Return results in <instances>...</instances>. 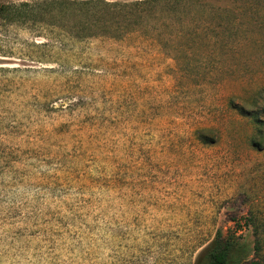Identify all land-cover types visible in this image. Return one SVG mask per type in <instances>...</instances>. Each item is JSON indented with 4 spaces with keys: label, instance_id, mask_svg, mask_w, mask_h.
<instances>
[{
    "label": "rangeland",
    "instance_id": "374dc122",
    "mask_svg": "<svg viewBox=\"0 0 264 264\" xmlns=\"http://www.w3.org/2000/svg\"><path fill=\"white\" fill-rule=\"evenodd\" d=\"M156 12L122 40L0 19V264H197L220 231L264 264V0Z\"/></svg>",
    "mask_w": 264,
    "mask_h": 264
},
{
    "label": "trees",
    "instance_id": "16d2710c",
    "mask_svg": "<svg viewBox=\"0 0 264 264\" xmlns=\"http://www.w3.org/2000/svg\"><path fill=\"white\" fill-rule=\"evenodd\" d=\"M163 0H42L0 6V19L14 23L44 24L70 40H122L137 27L157 17ZM178 2L179 0H173ZM257 249H259L257 247ZM252 251L239 232H218L198 257L197 264H247Z\"/></svg>",
    "mask_w": 264,
    "mask_h": 264
}]
</instances>
